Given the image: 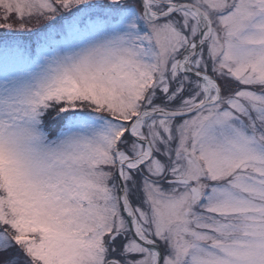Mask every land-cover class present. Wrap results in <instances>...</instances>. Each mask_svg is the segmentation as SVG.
Segmentation results:
<instances>
[{"label":"snow or ice","instance_id":"obj_1","mask_svg":"<svg viewBox=\"0 0 264 264\" xmlns=\"http://www.w3.org/2000/svg\"><path fill=\"white\" fill-rule=\"evenodd\" d=\"M0 264H264V0H0Z\"/></svg>","mask_w":264,"mask_h":264}]
</instances>
